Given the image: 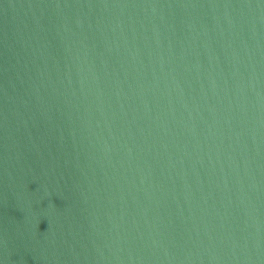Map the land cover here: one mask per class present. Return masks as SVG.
Returning <instances> with one entry per match:
<instances>
[{
	"label": "water",
	"instance_id": "1",
	"mask_svg": "<svg viewBox=\"0 0 264 264\" xmlns=\"http://www.w3.org/2000/svg\"><path fill=\"white\" fill-rule=\"evenodd\" d=\"M0 264H264V0H0Z\"/></svg>",
	"mask_w": 264,
	"mask_h": 264
}]
</instances>
